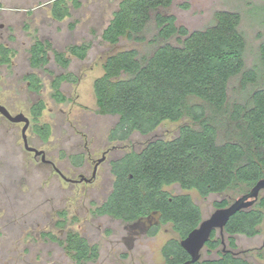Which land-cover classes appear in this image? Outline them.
<instances>
[{"label": "trees", "instance_id": "trees-1", "mask_svg": "<svg viewBox=\"0 0 264 264\" xmlns=\"http://www.w3.org/2000/svg\"><path fill=\"white\" fill-rule=\"evenodd\" d=\"M174 0H121L102 38L112 44L127 37L147 40L151 22L156 32L148 40L150 52L137 49L118 51L104 63V73L94 81L98 111L118 115L109 134L110 141H127L134 132L153 134L164 121H179L190 115L195 125L184 124L172 139L151 137L140 150H132L111 161L113 188L107 199L95 208L99 215H110L131 227H143L156 235L171 224L178 237L162 247L167 264H181L191 258L181 240L203 220L200 207L189 193L172 195L165 186L178 183L185 190H196L206 197L234 188L248 192L264 177V40L259 46V66L245 65L246 37L240 29L241 13L218 10L213 21L189 30L177 23L173 14L162 13ZM52 12L61 20L70 14L65 0L54 2ZM50 43L37 40L31 47L34 66L47 63ZM89 43L73 45L69 52L85 58ZM55 60L67 68L71 60L55 51ZM32 88H40L37 76L29 78ZM237 80L234 83V80ZM64 81H77L71 72L52 80L53 97L67 100L61 90ZM190 97L202 100L190 104ZM45 107L41 100L31 108L36 120ZM47 141L48 124L34 125ZM227 199L216 202L226 207ZM264 220V198L233 215L220 235L217 230L204 248L218 256L193 264H253L237 250L235 236L253 237ZM148 222V224H146ZM53 239H57L51 236ZM57 241L79 264L95 260L99 248L77 231H69ZM227 244L226 247H220Z\"/></svg>", "mask_w": 264, "mask_h": 264}, {"label": "rangeland", "instance_id": "rangeland-1", "mask_svg": "<svg viewBox=\"0 0 264 264\" xmlns=\"http://www.w3.org/2000/svg\"><path fill=\"white\" fill-rule=\"evenodd\" d=\"M53 1L18 0L11 4L18 11L9 14L11 29L8 23L0 28V40L12 39L16 54L12 68L0 67V102L12 114L24 113L32 120L27 130L29 144L44 150L46 158L65 176L91 180L73 183L64 179L51 164L25 148L23 123H13L0 115V264H79L57 241L65 239L69 231H77L99 248V256L84 264H167L162 247L169 239L178 237L171 224L150 235L145 227H131L94 211L113 188L112 160L140 150L153 136L172 139L182 125H195L187 115L179 121H164L149 136L134 132L127 141H110V131L119 117L98 111L94 81L104 73L106 59L126 49H137L141 54L150 52L152 46L148 40L156 32L155 23H150L144 42L123 37L112 44L102 38V33L121 0H65L70 14L61 20L53 15ZM218 10L241 13L240 29L247 41L245 65L259 66V46L264 40V0H174L170 7L160 9L162 13L175 15L177 23L189 30L210 24ZM37 39L51 45L49 62L40 69L32 68L29 63V48ZM83 43L90 44L85 58L69 52L71 46ZM55 51L70 58L67 68L55 60ZM260 70L264 86V70ZM28 72L39 77L38 91L28 85L25 77ZM67 72L75 74L77 81L62 83L61 90L67 100L59 102L53 97L52 80ZM38 100L44 102L45 108L35 120L31 107ZM189 103L203 102L190 97ZM35 123L50 126L47 141L35 132ZM103 155L105 160L94 171ZM164 188L172 195L189 193L200 207L203 219L217 209L216 202L227 199L232 203L246 193L239 187L204 197L194 189H183L178 183ZM262 198L264 189L258 202ZM219 232L217 229L218 236ZM235 239L237 250H243L249 261L264 264V220L257 235L238 234ZM223 246L227 244L220 249ZM203 254L205 258L218 256L216 250L209 252L206 248Z\"/></svg>", "mask_w": 264, "mask_h": 264}, {"label": "water", "instance_id": "water-1", "mask_svg": "<svg viewBox=\"0 0 264 264\" xmlns=\"http://www.w3.org/2000/svg\"><path fill=\"white\" fill-rule=\"evenodd\" d=\"M0 113L6 116L9 120L13 122H24L25 125L22 128V136L25 144V148L28 151H33L36 156H41L43 162H51V160L46 158V153L42 149H38L29 144L27 130L30 126V118L24 113L12 114L6 106L0 103ZM104 158L98 160L95 169L98 167L99 163L103 161ZM56 167V166H55ZM56 170L62 175V177L68 181H74L69 179L64 173L56 167ZM95 175V173H94ZM85 178L82 177V180ZM91 179H87L90 181ZM264 189V177L257 181V183L251 187V189L243 194L242 196L235 199L226 207L217 208L210 217L203 219L198 227L193 229L187 237L181 240V245L187 250L191 258L181 264H193L200 260L201 252L211 238L212 232L219 229L223 231L226 224L230 218L235 215L237 212L248 209L252 207L257 200L261 191Z\"/></svg>", "mask_w": 264, "mask_h": 264}, {"label": "flooded vegetation", "instance_id": "flooded-vegetation-1", "mask_svg": "<svg viewBox=\"0 0 264 264\" xmlns=\"http://www.w3.org/2000/svg\"><path fill=\"white\" fill-rule=\"evenodd\" d=\"M5 1H7V2H5ZM18 2V0H0V28H4L6 25H7V23H8V28L9 29H11V23H10V21H9V14L11 13V11H14V10H16V11H18V9H16L15 7L16 6H11V4L13 3V2ZM56 1H59V0H54L53 1V4H54V2H56ZM9 2V3H8ZM9 4V5H7V4ZM52 4V5H53ZM38 40V39H37ZM36 40V41H37ZM40 40V39H39ZM36 41H34L32 44H31V46H30V48H29V63H30V66L32 67V68H34V69H40V68H43V67H45L46 66V64H48V62H49V54H48V51H47V63L45 64V65H42V66H34L33 64H32V62H31V47H32V45L36 42ZM40 41H43L44 43H49L48 41H45V40H40ZM11 42H13V40L12 39H8L7 38V40H0V67L1 66H4V67H6V69L7 70H9L10 68H12L13 67V64H14V60H13V57H14V55L16 54V52H15V49L13 48V45L11 44ZM49 50V49H48ZM61 74V73H60ZM59 75V74H58ZM33 76H37V74L35 73V72H28L27 74H26V78H27V81H28V85L30 86V88L33 90V91H38V89H34V88H32V81L29 79L30 77H33ZM38 77V76H37ZM39 101H41V100H38L37 102H39ZM37 102H35L32 106H34ZM1 103V102H0ZM2 104V103H1ZM2 105H4V104H2ZM4 106H6V105H4ZM7 107V106H6ZM32 108V107H31ZM45 108V107H44ZM8 109V108H7ZM9 110V109H8ZM0 115H2V116H4L2 113H0ZM33 115V114H32ZM6 119H8L6 116H4ZM33 119H34V115H33ZM9 120V119H8ZM9 121H11V120H9ZM31 119H30V124H31ZM11 122H13V121H11ZM13 123H23V126L25 125V123L24 122H13ZM35 125V124H34ZM42 125V124H41ZM30 127V126H29ZM24 146H25V144H24ZM37 148V147H36ZM30 152H33V151H30ZM34 153V152H33ZM46 153V152H45ZM34 155H35V153H34ZM36 156V155H35ZM36 157H41V156H36ZM101 158H104L103 159V161L105 160V156L103 155ZM101 158H99V159H101ZM98 159V160H99ZM98 160H97V162H98ZM97 162H96V164H97ZM46 163H49V164H51L52 166H53V168L56 170V167H55V164H54V162H46ZM96 164H95V166H96ZM100 164V163H99ZM98 168V167H97ZM96 168V169H97ZM95 169V168H94ZM96 169L94 170V171H96ZM112 171V170H111ZM56 172H58L57 170H56ZM59 173V172H58ZM95 173V172H94ZM60 174V173H59ZM61 175V174H60ZM62 176V175H61ZM82 177H84V176H82ZM82 177H81V179L80 180H77V179H72V180H74V181H72L73 183H78V182H82V181H87V178L86 177H84L85 179L84 180H82ZM93 177H94V174H93ZM110 194V193H109ZM108 194V195H109ZM108 197V196H107ZM107 199V198H106ZM105 199V200H106ZM104 202V201H103ZM102 202V203H103ZM101 203V204H102ZM101 204H99V205H101ZM98 206V205H97ZM96 206V207H97ZM96 213V212H95ZM108 216H110V215H108ZM112 217V216H111ZM114 218V217H113ZM117 219V218H116ZM120 220V219H119ZM123 221V220H122ZM146 224H148V222L146 223ZM145 228L147 227V226H144Z\"/></svg>", "mask_w": 264, "mask_h": 264}]
</instances>
